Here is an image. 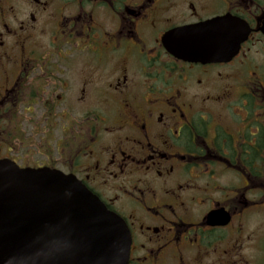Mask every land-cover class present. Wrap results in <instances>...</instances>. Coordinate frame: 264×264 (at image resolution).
Returning a JSON list of instances; mask_svg holds the SVG:
<instances>
[{
    "label": "flooded vegetation",
    "instance_id": "flooded-vegetation-1",
    "mask_svg": "<svg viewBox=\"0 0 264 264\" xmlns=\"http://www.w3.org/2000/svg\"><path fill=\"white\" fill-rule=\"evenodd\" d=\"M1 158L80 180L127 264H264V0H0Z\"/></svg>",
    "mask_w": 264,
    "mask_h": 264
},
{
    "label": "water",
    "instance_id": "water-1",
    "mask_svg": "<svg viewBox=\"0 0 264 264\" xmlns=\"http://www.w3.org/2000/svg\"><path fill=\"white\" fill-rule=\"evenodd\" d=\"M177 53L205 60L198 40ZM123 220L72 174L0 159V264H127Z\"/></svg>",
    "mask_w": 264,
    "mask_h": 264
}]
</instances>
